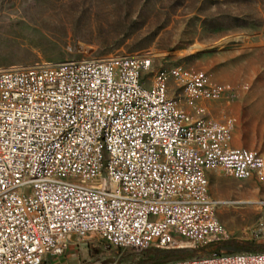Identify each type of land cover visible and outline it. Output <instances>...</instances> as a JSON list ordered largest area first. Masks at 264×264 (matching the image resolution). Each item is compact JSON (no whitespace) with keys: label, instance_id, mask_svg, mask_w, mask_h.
<instances>
[{"label":"built area","instance_id":"2783aa9c","mask_svg":"<svg viewBox=\"0 0 264 264\" xmlns=\"http://www.w3.org/2000/svg\"><path fill=\"white\" fill-rule=\"evenodd\" d=\"M141 61L153 60L139 52L67 59L63 70L46 62L0 67V264H42L48 256L61 255L72 235L134 249L198 248L229 238L215 214L219 202L202 197V187H209L207 162L226 176L242 180L251 174L262 181L264 154L250 149L253 159L231 156L230 146L221 142L198 151L199 141L211 138L207 126L188 131V123H195L189 114L184 128L175 127L169 117L171 98L158 96V84L179 76L183 85L193 84L188 92H195V99L189 105L199 109L200 80L194 70L189 78H182L183 69L170 72L155 81L153 91H145L142 74L134 71ZM62 81H69L70 90H62ZM208 87H216L208 105L230 95L218 85ZM118 109H126L127 118L115 124L116 136L109 137L116 157H107L100 150V134ZM156 111H166V118L151 122ZM94 120H101V129H94ZM216 121V130L230 135L228 121ZM87 130H95L99 141L103 188L93 196L73 183L71 188H61L60 181L44 188L39 173L58 168L80 169L86 187L93 188L91 171H84L91 150ZM51 133L68 134V141L60 145L56 161L40 169ZM32 149H39L33 186L18 189ZM187 153H196V160H187ZM107 163L118 166L116 178L107 177ZM149 183H157V190L147 191ZM182 192H201V201L183 203ZM119 195H129V202H119ZM263 230L261 219L250 228L255 234ZM153 264H264V251L210 252Z\"/></svg>","mask_w":264,"mask_h":264},{"label":"rangeland","instance_id":"374dc122","mask_svg":"<svg viewBox=\"0 0 264 264\" xmlns=\"http://www.w3.org/2000/svg\"><path fill=\"white\" fill-rule=\"evenodd\" d=\"M139 52L153 60L142 73L146 86L161 69L179 67L187 78L194 70L209 90L207 115L233 123L229 146L264 154V0H0V67ZM208 83L230 95L208 105L216 96ZM166 89L179 109L188 108L179 84L171 79ZM208 180L228 239L263 241L264 230L250 228L264 221V180H240L216 169ZM149 249L72 235L61 255L42 264L156 263Z\"/></svg>","mask_w":264,"mask_h":264},{"label":"bare ground","instance_id":"6f19581e","mask_svg":"<svg viewBox=\"0 0 264 264\" xmlns=\"http://www.w3.org/2000/svg\"><path fill=\"white\" fill-rule=\"evenodd\" d=\"M151 61H141V64H134V71H138L142 74L150 67ZM65 63L56 64V70H63ZM179 67H172L170 69H161L156 73L152 79V83L146 86L143 82V88L145 91H153L155 81L163 79V77L170 72H178ZM182 78H187L182 72ZM177 84L183 89V97L187 102L188 108L179 109L176 102L168 96L166 92L165 84H158V96L162 99L171 98V109H169V117H173L175 127L184 128V120H189V114L191 119L195 120V123H188V131H200L207 126V133L211 134V138H204L198 143V151H207L210 146L221 144H228L229 136L226 131L216 130L220 128V121H216L215 118L207 115L204 100L208 96V89L204 85V78H199L200 87H198V101L199 109H196L195 105H189L191 99H195V92L193 91V84H185L179 81V76H171ZM62 90H70L69 81H62ZM182 108V107H181ZM127 118L126 109H118L113 111L112 120H107V129H102L100 134V150L102 155L107 157H116V149L109 148V137L116 136V126L119 122ZM166 118V111H156V114L151 115V122H158L161 119ZM221 121H228V128H230V134L232 133L233 123L230 119H224ZM94 129H101V120H94ZM87 138H89L90 159L88 164H84V171H91L93 177V188L86 187V180H82V174L80 169H72L69 173V168H58V171H50L47 173H39V181H42L44 188H53L54 183L60 181L61 188H71L73 183L74 188H84L85 196L96 195V190L103 188V171L100 166L99 156V141L95 135V130H87ZM68 134L51 133V141L45 151V155L40 158V169H47L49 164L56 161L57 151L62 143H67ZM231 148V156H241L243 159H253L254 152L246 148ZM31 160L27 163V168L24 173V180H18V189L31 188L33 186L34 174L39 168V149H32ZM187 160H196V153H187ZM216 169L214 162H207V170ZM106 173L109 178H116L118 175V166L115 163L106 164ZM251 174H243V179ZM157 190V183L147 184V191ZM202 197H209L208 187H202ZM181 201L183 203H199L201 201V192H182ZM119 202H129V195H119ZM4 212V204H0V213Z\"/></svg>","mask_w":264,"mask_h":264},{"label":"trees","instance_id":"16d2710c","mask_svg":"<svg viewBox=\"0 0 264 264\" xmlns=\"http://www.w3.org/2000/svg\"><path fill=\"white\" fill-rule=\"evenodd\" d=\"M205 253L208 252H236L240 250H253V251H264V240L261 242L239 240V239H223L214 242H210L202 247ZM200 248H194L192 250L185 248H159L150 247L149 252L153 255V262H165L170 260H176L183 258L185 255L192 257L200 256L198 252Z\"/></svg>","mask_w":264,"mask_h":264}]
</instances>
